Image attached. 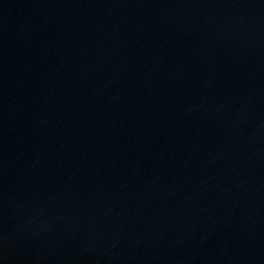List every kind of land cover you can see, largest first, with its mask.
I'll list each match as a JSON object with an SVG mask.
<instances>
[{
  "label": "water",
  "instance_id": "obj_1",
  "mask_svg": "<svg viewBox=\"0 0 264 264\" xmlns=\"http://www.w3.org/2000/svg\"><path fill=\"white\" fill-rule=\"evenodd\" d=\"M0 264H264V0H0Z\"/></svg>",
  "mask_w": 264,
  "mask_h": 264
}]
</instances>
